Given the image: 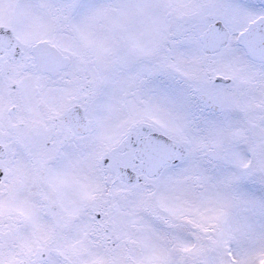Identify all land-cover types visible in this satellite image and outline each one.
Masks as SVG:
<instances>
[{
    "label": "snow or ice",
    "instance_id": "6c2138e0",
    "mask_svg": "<svg viewBox=\"0 0 264 264\" xmlns=\"http://www.w3.org/2000/svg\"><path fill=\"white\" fill-rule=\"evenodd\" d=\"M0 264H264V0H0Z\"/></svg>",
    "mask_w": 264,
    "mask_h": 264
}]
</instances>
